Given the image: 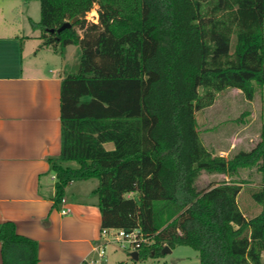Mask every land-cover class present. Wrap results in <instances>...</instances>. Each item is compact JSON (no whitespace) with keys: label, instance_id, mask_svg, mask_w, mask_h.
Here are the masks:
<instances>
[{"label":"trees","instance_id":"obj_1","mask_svg":"<svg viewBox=\"0 0 264 264\" xmlns=\"http://www.w3.org/2000/svg\"><path fill=\"white\" fill-rule=\"evenodd\" d=\"M39 5L41 46L80 51L60 83V153L48 159L54 205L70 182L96 179L100 229H138L147 239L138 259L186 246L199 264H264V124L250 150L223 157L201 143L195 118L227 89L251 101L264 88V0ZM93 9L97 23L84 15L49 33ZM243 170L259 176L251 217L238 205ZM201 173L225 178L199 189ZM0 252L3 264L38 261L36 243L10 221L0 223Z\"/></svg>","mask_w":264,"mask_h":264},{"label":"crops","instance_id":"obj_2","mask_svg":"<svg viewBox=\"0 0 264 264\" xmlns=\"http://www.w3.org/2000/svg\"><path fill=\"white\" fill-rule=\"evenodd\" d=\"M39 19V0H0V223L12 222L36 243L37 264H88L101 225L97 198L90 195L97 180L70 182L64 203L54 205L56 179L48 161L60 153V83L76 72L80 51L41 46V30L33 27ZM242 118L228 147L213 149L215 155L254 146L248 135L256 115L249 110ZM251 203L255 215L260 209ZM62 209L69 212L62 215Z\"/></svg>","mask_w":264,"mask_h":264},{"label":"rangeland","instance_id":"obj_3","mask_svg":"<svg viewBox=\"0 0 264 264\" xmlns=\"http://www.w3.org/2000/svg\"><path fill=\"white\" fill-rule=\"evenodd\" d=\"M234 42L235 40L232 38V46ZM247 101L241 93H237L236 89H227L216 96L211 106L195 113L198 135L201 143L207 149L216 151L218 148H227L228 138L239 131L240 120L243 119V114L249 110L256 115L255 128L252 126L251 133L248 135L253 139L255 145L256 141L259 140L260 126L264 124V88L255 93L251 100L252 105H249ZM246 148V144L237 145L228 156L238 151H246ZM247 174L248 171L243 170L240 176L255 186L259 181L258 174L255 170L252 171L251 177L248 178ZM224 178L223 175L201 173L196 181V186L203 189ZM250 187L249 185L242 187L238 196V205L243 212H250V215H253L256 210H254V205V208L252 207ZM131 196H135V194ZM258 209H260L259 206ZM129 253L128 250L121 249L117 243L106 244L105 256L100 260V264H199L198 253L186 246H177L170 252L160 254L158 257L147 256L138 260H133ZM95 257L94 253L93 258Z\"/></svg>","mask_w":264,"mask_h":264},{"label":"built area","instance_id":"obj_4","mask_svg":"<svg viewBox=\"0 0 264 264\" xmlns=\"http://www.w3.org/2000/svg\"><path fill=\"white\" fill-rule=\"evenodd\" d=\"M94 10L95 9L85 14V19L88 22L97 23V13L95 14ZM52 179H55V175L52 176ZM64 201L63 198L60 204H63ZM68 212L69 209H62L60 211L62 215H66ZM109 243H117L121 249L128 250L129 252H138L141 244L147 243V239L142 236L138 229H134L130 232H126L122 229H100L97 242L92 249L96 257L89 260L88 264H100V260L105 256V246Z\"/></svg>","mask_w":264,"mask_h":264},{"label":"water","instance_id":"obj_5","mask_svg":"<svg viewBox=\"0 0 264 264\" xmlns=\"http://www.w3.org/2000/svg\"><path fill=\"white\" fill-rule=\"evenodd\" d=\"M85 15V13L84 12H82L79 16H76V17H74L72 20H70V21H67V22H64L56 31L55 30H53V29H51V30H49V33H54V32H56V33H59L60 31H62V30H64V29H66V28H69L71 25H73L79 18H81V17H83ZM171 250L168 248V247H165V248H163L162 249V251H161V254H165V253H168V252H170ZM130 257L133 259V260H137V258H138V253L137 252H132L131 254H130Z\"/></svg>","mask_w":264,"mask_h":264}]
</instances>
